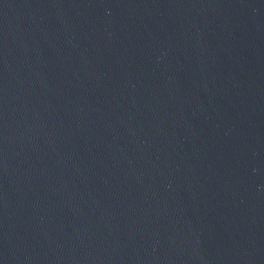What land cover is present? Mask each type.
<instances>
[{
	"label": "water",
	"instance_id": "obj_1",
	"mask_svg": "<svg viewBox=\"0 0 264 264\" xmlns=\"http://www.w3.org/2000/svg\"><path fill=\"white\" fill-rule=\"evenodd\" d=\"M0 264H264V0H0Z\"/></svg>",
	"mask_w": 264,
	"mask_h": 264
}]
</instances>
